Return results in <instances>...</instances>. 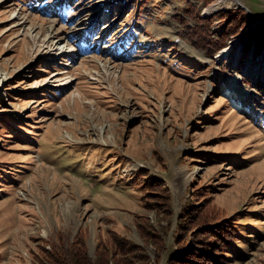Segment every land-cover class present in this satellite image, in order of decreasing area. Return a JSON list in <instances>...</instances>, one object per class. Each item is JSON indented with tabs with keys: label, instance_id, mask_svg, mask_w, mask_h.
Instances as JSON below:
<instances>
[{
	"label": "rangeland",
	"instance_id": "rangeland-1",
	"mask_svg": "<svg viewBox=\"0 0 264 264\" xmlns=\"http://www.w3.org/2000/svg\"><path fill=\"white\" fill-rule=\"evenodd\" d=\"M36 1L0 0V264L94 260L114 232L213 264L197 221L237 212L222 264H264V0ZM231 9L253 22L223 44Z\"/></svg>",
	"mask_w": 264,
	"mask_h": 264
},
{
	"label": "trees",
	"instance_id": "trees-1",
	"mask_svg": "<svg viewBox=\"0 0 264 264\" xmlns=\"http://www.w3.org/2000/svg\"><path fill=\"white\" fill-rule=\"evenodd\" d=\"M214 0H209L213 2ZM222 18L224 19V31H223V40L222 43L225 44V40L229 36L239 34L243 28H251L252 20L249 17V13L245 9H231L228 13L222 11ZM208 22V25L212 23L211 19H205ZM263 30L259 28L257 32V40L262 41L263 36L261 33ZM213 41V40H210ZM226 47V46H224ZM223 47V48H224ZM163 181L157 179L154 180L151 184L144 186L145 194L143 195L144 203L148 204L150 199H153V195L157 196L162 187H164ZM210 187V186H209ZM164 191V190H163ZM153 203V202H152ZM237 212L234 217L224 218L218 222L207 221L206 219H197L204 232L203 237L200 236L199 240L203 241V250L201 251L203 257L208 256L209 260L213 264H222L226 263L229 258V255L233 253L236 247V243L239 239L238 233V219L240 216ZM186 219V218H185ZM184 218L182 222H184ZM181 222V224H182ZM148 231H151L148 229ZM150 239L156 247H160L162 239L159 234L154 231L149 232ZM114 241V251L111 248H106L105 250H97V259L92 260L89 258L86 250L82 248L81 243L77 242L78 245L73 246L67 251L53 249L52 252L47 255V260L42 259L39 264H150V257L144 250L135 242H132L129 238L123 234L113 233ZM210 235L211 238L207 235ZM186 240V238H181ZM212 239V240H208ZM208 240V242L206 241ZM206 241V242H205ZM179 249L171 252L168 255L166 264H195L196 254L195 248H184L182 244H178ZM210 250H213L211 253Z\"/></svg>",
	"mask_w": 264,
	"mask_h": 264
},
{
	"label": "bare ground",
	"instance_id": "bare-ground-1",
	"mask_svg": "<svg viewBox=\"0 0 264 264\" xmlns=\"http://www.w3.org/2000/svg\"><path fill=\"white\" fill-rule=\"evenodd\" d=\"M55 1V0H54ZM53 1V2H54ZM43 2H47V3H50V2H52L51 0H48V1H43ZM233 2V4H238L239 2H240V0H233L232 1ZM210 12V11H209ZM259 18V20H261V18L260 17H258ZM263 21V20H262ZM232 48V46H229V47H225L221 52H220V54H219V57L220 58H223V57H225V56H227V54L229 53V52H231L230 51V49ZM237 55L235 54V56H234V58L236 59V58H238V57H236ZM230 84H232L234 87H235V85L236 84H238L236 81H235V79L234 80H230ZM237 88V87H236ZM231 90H233L234 92H238L237 93V98L238 99H240V100H243L244 98H245V95L247 94V90L246 89H244V90H239L238 88L237 89H231Z\"/></svg>",
	"mask_w": 264,
	"mask_h": 264
}]
</instances>
